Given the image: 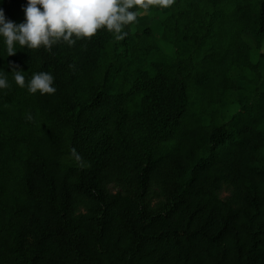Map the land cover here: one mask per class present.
Here are the masks:
<instances>
[{
  "label": "trees",
  "instance_id": "trees-1",
  "mask_svg": "<svg viewBox=\"0 0 264 264\" xmlns=\"http://www.w3.org/2000/svg\"><path fill=\"white\" fill-rule=\"evenodd\" d=\"M26 3L0 8L21 23ZM169 9L171 53L148 14L121 41L101 29L7 56L0 38V264H264V0ZM13 66L26 83L50 72L55 93L19 87ZM111 171L136 197L105 192ZM158 176L170 202L154 211Z\"/></svg>",
  "mask_w": 264,
  "mask_h": 264
},
{
  "label": "clouds",
  "instance_id": "clouds-1",
  "mask_svg": "<svg viewBox=\"0 0 264 264\" xmlns=\"http://www.w3.org/2000/svg\"><path fill=\"white\" fill-rule=\"evenodd\" d=\"M176 0H27L23 6L24 21L15 23L6 18L0 8V38L7 56L21 49L44 47L51 51L59 43L69 47L79 39H90L98 30L104 29L114 35L116 41L123 40L127 26L137 22V18L153 7L171 8ZM12 78L15 83L26 88L31 94H54V76L50 72L34 73L25 81L24 71L13 66ZM9 87L8 78L0 73V89ZM31 121V113L26 115ZM75 153V150H73Z\"/></svg>",
  "mask_w": 264,
  "mask_h": 264
},
{
  "label": "rangeland",
  "instance_id": "rangeland-1",
  "mask_svg": "<svg viewBox=\"0 0 264 264\" xmlns=\"http://www.w3.org/2000/svg\"><path fill=\"white\" fill-rule=\"evenodd\" d=\"M170 9H160L158 12L145 13L150 15L153 18L152 28L155 32V38L161 48L167 52L171 53V48L161 39L163 26L162 20L169 13ZM143 14V15H145ZM126 31L134 33L136 31L135 23L133 25L127 26ZM244 40L256 48L255 41L248 35L243 36ZM264 53V44L260 50ZM258 51L255 52V58H257ZM167 189V185L164 182L161 176L155 177L149 187L147 196L144 201V205L149 206L154 211H161L166 209L169 206L170 202V193ZM105 192L107 194H116L121 193L125 195H130L136 197L137 191L135 186V181L131 175H123L116 171H111L108 179L105 182ZM234 192L233 186L228 183H223L221 196L226 199ZM91 203L87 200L79 199L76 206L77 213L85 212L89 209ZM4 264H10L5 262Z\"/></svg>",
  "mask_w": 264,
  "mask_h": 264
}]
</instances>
